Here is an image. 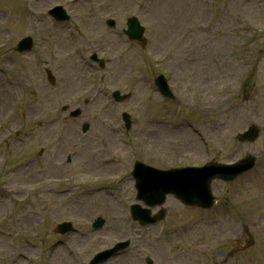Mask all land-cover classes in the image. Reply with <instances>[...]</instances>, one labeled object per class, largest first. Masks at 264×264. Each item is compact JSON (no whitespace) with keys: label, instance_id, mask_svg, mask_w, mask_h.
Listing matches in <instances>:
<instances>
[{"label":"rangeland","instance_id":"obj_1","mask_svg":"<svg viewBox=\"0 0 264 264\" xmlns=\"http://www.w3.org/2000/svg\"><path fill=\"white\" fill-rule=\"evenodd\" d=\"M58 5L69 26L47 17ZM129 16L145 27L144 48L122 35ZM24 37L33 50L18 54ZM92 54L104 69L87 66ZM0 65V264H87L124 240L129 248L106 264H264V0H0ZM160 73L177 104L148 86ZM113 90L132 97L115 104ZM122 112L133 120L127 132ZM249 125L258 139L238 143ZM246 154L258 156L256 168L214 181L212 209L167 197L161 223L131 221L135 160L168 168ZM94 161L109 167L85 171ZM96 217L105 224L95 231ZM61 221L76 228L62 243L53 230Z\"/></svg>","mask_w":264,"mask_h":264},{"label":"water","instance_id":"obj_2","mask_svg":"<svg viewBox=\"0 0 264 264\" xmlns=\"http://www.w3.org/2000/svg\"><path fill=\"white\" fill-rule=\"evenodd\" d=\"M56 11H60L61 15H64L60 9H57ZM127 25L128 30L126 33L131 38L140 41L143 29L139 26L136 19H129ZM26 43H30V41H23L21 44ZM163 89H165V87ZM256 136L257 130L252 127L240 138L242 140H253ZM252 166L253 158H247L239 162L237 167L233 169L228 166L215 165L214 163H211L208 165V167L203 168L202 171L184 170L179 172H170L173 173V175L178 179L175 177L165 179L161 176L165 174L161 172H147L144 170L145 168H142V165H139L135 167L132 175L136 180L135 187L137 189V198L142 200L148 206L161 204L164 201L165 195L171 193L188 205L210 207L213 203L209 190V184L212 179L219 178L223 180H231L234 177L249 170L252 168ZM152 182H157L159 184V190L155 189V186L152 184ZM169 182H172V184L170 185ZM131 209L133 217L138 218L142 224H145L148 221L149 211L141 210L138 206H133ZM160 216L161 215H159L157 218H160ZM96 224L100 226L102 224L101 220H98ZM68 226L69 225L66 224L61 228L66 230ZM126 245V243L119 244L112 250L98 254L91 264H95L110 254H113L115 250L125 247Z\"/></svg>","mask_w":264,"mask_h":264},{"label":"bare ground","instance_id":"obj_3","mask_svg":"<svg viewBox=\"0 0 264 264\" xmlns=\"http://www.w3.org/2000/svg\"><path fill=\"white\" fill-rule=\"evenodd\" d=\"M31 7H32V5H31ZM31 7H27V8H26V13H27V14H32V12H31V11H32V10H31L32 8H31ZM99 168L101 169V166H100V165H99ZM80 174H81V173H80V170H79V171L74 172V173L71 175V177H72V178H75V177L79 176Z\"/></svg>","mask_w":264,"mask_h":264}]
</instances>
